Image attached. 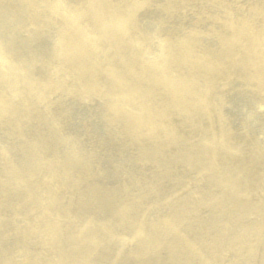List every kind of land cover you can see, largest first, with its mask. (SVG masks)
<instances>
[{
  "label": "rangeland",
  "instance_id": "rangeland-1",
  "mask_svg": "<svg viewBox=\"0 0 264 264\" xmlns=\"http://www.w3.org/2000/svg\"><path fill=\"white\" fill-rule=\"evenodd\" d=\"M127 34L0 117V264H264V0H150Z\"/></svg>",
  "mask_w": 264,
  "mask_h": 264
},
{
  "label": "bare ground",
  "instance_id": "bare-ground-1",
  "mask_svg": "<svg viewBox=\"0 0 264 264\" xmlns=\"http://www.w3.org/2000/svg\"><path fill=\"white\" fill-rule=\"evenodd\" d=\"M149 1L0 0V117L15 116L17 100L37 91L35 79L58 86L49 74L61 65L71 63L81 75L99 68V51L118 48ZM20 106L28 112L25 102Z\"/></svg>",
  "mask_w": 264,
  "mask_h": 264
}]
</instances>
